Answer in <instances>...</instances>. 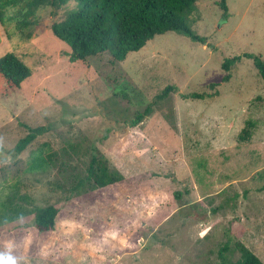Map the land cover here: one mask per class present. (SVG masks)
Listing matches in <instances>:
<instances>
[{
    "label": "rangeland",
    "instance_id": "rangeland-1",
    "mask_svg": "<svg viewBox=\"0 0 264 264\" xmlns=\"http://www.w3.org/2000/svg\"><path fill=\"white\" fill-rule=\"evenodd\" d=\"M219 2L196 0L187 16L204 42L167 31L123 61L109 52L69 60L50 25L73 1L40 7L22 31L9 10L0 56L13 52L32 72L14 91L0 82V216L47 204L58 213L46 232L32 213L0 222V254L16 264H219L228 241L226 261L242 242L264 263V82L251 59L228 81L221 67L244 52L264 59V0H226V16ZM166 85L177 91L156 99ZM247 121L250 138L240 141ZM29 127L44 131L15 153ZM90 147L123 180L71 192ZM49 149L57 162L31 168Z\"/></svg>",
    "mask_w": 264,
    "mask_h": 264
},
{
    "label": "trees",
    "instance_id": "trees-1",
    "mask_svg": "<svg viewBox=\"0 0 264 264\" xmlns=\"http://www.w3.org/2000/svg\"><path fill=\"white\" fill-rule=\"evenodd\" d=\"M69 1L74 7L65 15L50 25L52 34L63 41L69 48L67 53L70 61H82L89 56L109 52L115 61H123L130 52L138 51L147 41L157 34L175 31L188 36L193 41L204 42L202 36L195 34L190 28L187 16L193 10L196 0H0V24L12 18L11 8L16 13V26L23 28L32 24L35 12L44 6L61 7ZM219 7L226 16V0H220ZM252 60L259 76L264 82V59L260 55L244 52L241 55L227 57L221 63L225 74L223 81L229 80V71L242 58ZM31 69L15 53L6 52L0 56V82L10 91L21 87L23 81L31 76ZM212 82L209 87H215ZM177 91L175 85H166L161 93L156 95L160 100L171 92ZM217 92H190L181 94L184 99L212 98ZM157 101V100H156ZM152 112V106L147 105L142 111H137L130 120L132 125L138 124ZM28 133L19 139L14 146V152L20 153L36 137L44 131L43 127H29ZM250 123L238 134V140L250 138ZM74 150L75 146L70 145ZM78 150H76L77 152ZM63 154H65L63 150ZM85 154V153H84ZM89 160L84 168L82 178L71 185L69 190L79 193L81 190H94L123 180V175L111 168L100 151L95 147L89 149ZM58 155L55 150L40 152L32 158L31 168L42 167L45 164L56 163ZM67 159L65 164L67 163ZM10 203V199H9ZM27 213L33 214V225L39 232L53 230L58 213L56 206L47 204L35 206L26 210L10 207L6 215L0 216V222L12 221ZM2 218V219H1ZM239 252L235 261H226L223 252L228 250V241L219 249L221 261L219 264H264L261 259L242 242L234 245Z\"/></svg>",
    "mask_w": 264,
    "mask_h": 264
},
{
    "label": "clouds",
    "instance_id": "clouds-1",
    "mask_svg": "<svg viewBox=\"0 0 264 264\" xmlns=\"http://www.w3.org/2000/svg\"><path fill=\"white\" fill-rule=\"evenodd\" d=\"M0 264H16V260L11 256L4 257L0 254Z\"/></svg>",
    "mask_w": 264,
    "mask_h": 264
}]
</instances>
